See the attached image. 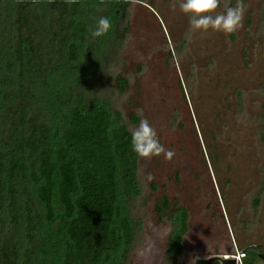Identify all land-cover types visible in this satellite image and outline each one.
Returning a JSON list of instances; mask_svg holds the SVG:
<instances>
[{"label":"trees","instance_id":"16d2710c","mask_svg":"<svg viewBox=\"0 0 264 264\" xmlns=\"http://www.w3.org/2000/svg\"><path fill=\"white\" fill-rule=\"evenodd\" d=\"M86 2L110 18L106 35H89ZM129 3L0 0V264H123L130 253L139 157L105 91L112 77L128 87L110 59ZM170 208L166 194L153 206L159 220ZM176 213L172 251L187 231Z\"/></svg>","mask_w":264,"mask_h":264},{"label":"rangeland","instance_id":"374dc122","mask_svg":"<svg viewBox=\"0 0 264 264\" xmlns=\"http://www.w3.org/2000/svg\"><path fill=\"white\" fill-rule=\"evenodd\" d=\"M124 1L129 29L110 60L128 87L120 93L110 78L108 104L130 128L142 109L175 155L139 158L129 204L135 240L123 264H192L236 253L242 261L251 247L264 252V0H244L242 27L227 37L211 30L186 35L188 18L175 0ZM87 4L83 16L92 26L104 10ZM235 4L221 0L216 11ZM163 194L171 208L159 220L153 206ZM179 207L188 214L187 231L172 251Z\"/></svg>","mask_w":264,"mask_h":264},{"label":"clouds","instance_id":"9594fccd","mask_svg":"<svg viewBox=\"0 0 264 264\" xmlns=\"http://www.w3.org/2000/svg\"><path fill=\"white\" fill-rule=\"evenodd\" d=\"M71 2V0H66ZM221 0H175L174 7L188 18V33L191 35L196 31L221 32L226 37L236 33L241 27L245 13L244 0H236L235 6H225L223 11L217 12ZM112 28L109 17L100 16L89 28V35L92 38H98L106 35ZM139 122L135 127L128 129L129 145L131 151L139 158L151 159L153 157L164 156L171 160L175 153L165 149L160 142L155 128L149 120L143 115V110H137ZM147 180L151 181L153 176L147 174ZM195 264V258L191 259Z\"/></svg>","mask_w":264,"mask_h":264},{"label":"water","instance_id":"95a60500","mask_svg":"<svg viewBox=\"0 0 264 264\" xmlns=\"http://www.w3.org/2000/svg\"><path fill=\"white\" fill-rule=\"evenodd\" d=\"M258 258L264 261V252H259ZM216 261H218L219 264H238V260L234 254L225 256L212 255L207 258H197L195 264H214Z\"/></svg>","mask_w":264,"mask_h":264},{"label":"built area","instance_id":"2783aa9c","mask_svg":"<svg viewBox=\"0 0 264 264\" xmlns=\"http://www.w3.org/2000/svg\"><path fill=\"white\" fill-rule=\"evenodd\" d=\"M234 256H236L238 264H242V261H240V254L236 253Z\"/></svg>","mask_w":264,"mask_h":264}]
</instances>
